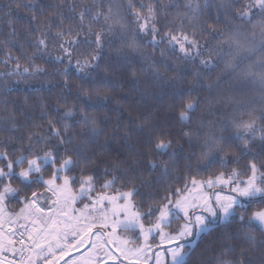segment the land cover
<instances>
[{"label": "snow or ice", "instance_id": "6c2138e0", "mask_svg": "<svg viewBox=\"0 0 264 264\" xmlns=\"http://www.w3.org/2000/svg\"><path fill=\"white\" fill-rule=\"evenodd\" d=\"M173 5L180 7L174 4V0H168V3L164 0H140L138 5L134 0H127L126 6L110 3L106 13H92L87 25L85 20L91 8L84 6V10L78 13V27L71 22L65 25L66 19L74 21L76 16L66 18L63 12L53 13L46 17L43 29L37 28L38 35L31 45L33 51L28 52L23 44L20 45V55H13L11 49L6 51L5 63L12 59L16 61L15 68L7 75L16 73L22 77L29 72H43L44 69L34 63L39 57L53 64H63V68L56 71L64 78V89H69L68 77L73 72L82 81L94 78L102 68L101 61L106 59L105 47H111L113 43L109 37L116 34L115 26L118 25L122 33L129 27L122 15V11L127 10H131L135 26L126 46L133 52L151 46L153 56L159 49L162 61L170 60L171 53L175 54L176 60L192 64L199 60L205 67H215L212 57H221L225 45L229 49L235 47L237 51L245 48L242 39L247 42L246 50L254 51L255 45L246 35V25H251L253 30L259 29L260 42L264 46V0H218L215 3L213 0H185L186 11L175 13L170 10ZM69 7L75 13L76 5ZM212 7L217 10L215 24L203 19ZM221 14L224 29L215 26L220 23ZM170 15L172 20L168 19ZM101 16L106 29L102 27L96 31L92 22L99 21ZM185 20L189 28L185 27ZM256 35V31L251 32L253 39ZM213 40L217 41L215 45ZM50 41L51 47L59 54L54 55L48 50ZM205 53L208 59L203 58ZM22 57L31 62L30 66L23 68V72L19 63ZM143 58L155 68V59L151 56ZM175 62L172 61L173 64ZM259 65L258 72H253L254 66L249 65L246 74L256 76L264 85V58ZM163 67L167 69L168 65L163 64ZM3 75L5 73L0 72V76ZM154 75L159 78L161 74L156 71ZM79 90L87 93L86 89ZM188 91L190 96L191 89ZM177 95L179 110L176 119L182 124H190L191 114L196 111L199 101L187 98L183 93ZM101 98L106 100L108 97L105 94ZM128 115L119 138L127 141L133 134H145L143 146L149 154L155 152L161 157L169 156L168 161L159 164L149 159L147 168L150 172L159 169L157 183L167 180L170 172L175 170L170 168L177 156L173 139L169 133L158 131L157 125L148 118L140 123V117H132L131 113ZM76 116L75 105L66 107L63 112L57 109L56 115L52 116L42 112L41 118L47 119L46 126L34 125L39 130L27 132L26 141L22 138L20 147L9 151L0 143V264H60L61 261L64 264H101L96 249L105 251L107 259L103 264H107V260L115 264L117 257L107 250V246L112 244L129 264H148L152 258L149 256L152 250L149 239L155 240L157 236L159 243L156 246L164 250L155 253V264H192V254L199 239L218 225L233 223H238L237 235L243 232V240L253 247L257 243L264 246V238L257 241L254 234L258 230L264 237V158L250 149L258 131L261 133L259 139L264 141V127L257 128V121L264 120V107L259 114L249 112L247 120L232 118L219 126L208 121L206 132L203 131L206 127L203 119L196 129L182 130L189 142L193 137L204 135L203 147L207 148L201 157L207 161L204 166L209 167L218 159L221 170L199 179L187 171L178 174L161 190L162 195L150 196L152 202L147 204L144 203L145 197L140 195V189L154 185L142 174L127 180V190L116 186L118 183L123 185V178L135 171L134 167H124L123 161H114L104 168L106 178L97 189V176L87 171L88 165L97 163L95 154L86 155L87 141L76 144V134L72 129L74 124L87 128L91 138L105 133L99 127V121L82 107L79 119H75ZM118 132L119 124L109 139H115ZM225 132L229 134L224 135ZM234 141L241 142L239 150L229 153L225 149H232ZM8 143H11V138ZM108 143L109 140H105L100 147L106 149ZM137 155L142 156L139 152ZM241 160H247L242 168L239 167ZM139 164L140 158L131 160V165ZM229 164L237 166L227 170ZM136 197H139V202ZM12 201L19 204L18 211L10 210ZM78 202H82L79 208L75 207ZM5 223L14 225L10 229L11 234L3 231ZM17 227L23 231L19 232L20 239L14 240ZM118 233L135 235L122 238ZM137 240H142V243L131 247ZM17 243L20 244L19 249L15 247ZM88 244L91 248L85 255L67 259L74 248ZM245 251L241 246L239 259H225L217 255L209 264H246L243 259ZM5 252H11L13 256L20 252V256L9 259L4 256ZM26 252L29 254L25 255Z\"/></svg>", "mask_w": 264, "mask_h": 264}, {"label": "trees", "instance_id": "16d2710c", "mask_svg": "<svg viewBox=\"0 0 264 264\" xmlns=\"http://www.w3.org/2000/svg\"><path fill=\"white\" fill-rule=\"evenodd\" d=\"M134 2L138 5L140 0H134ZM110 3L126 6L127 0H63V2L61 0H0V72L5 73L0 76V143L11 151L21 146L22 138L26 141L27 132L39 130L34 125L46 126L47 119L41 118L42 112L52 116L56 115L57 109L63 112L66 107L75 105L77 109L75 119H79V110L82 107L85 112L99 121V127L105 133L98 138H91L87 128L82 129L80 125L74 124L72 129L76 134V144L87 141L86 155L95 154L97 163L88 165L87 171L94 172L97 176V189L99 190L100 184L106 178L104 168L109 167L114 161H123L124 167H134L135 171L129 172L123 178V185L118 183L116 186L127 190L125 186L127 180L142 174L144 179L150 180L154 185L152 188L141 187L140 189V195L145 197L144 203L147 204L152 202L149 199L150 196L162 195L161 190L178 174L187 171L199 179L221 170L218 159L209 167L204 166L207 163L201 159L202 154L207 152V148L203 147L204 135L193 137L189 142L183 136L182 130L196 129L201 119L206 125L203 129L206 132L208 121H213L219 126L221 122L227 123L232 118L247 120L249 112L259 114L264 107V85L256 76L246 73L249 65L254 66L253 72L259 71V61L264 58V46L260 42L259 29L253 30L251 25H246V35L255 45L254 51H247V42L242 39L241 43L245 44V48L237 51L235 47L229 49L225 45L221 57H212L215 67H205L199 60L195 64L176 60L175 54L171 53L170 60L162 61L159 49L153 56L151 46L141 47L138 52H133L126 46L127 38L131 36V30L135 26L131 10H127L122 11V15L129 27L122 33L119 26H115L116 34L109 37L113 43L111 47H105L106 59L101 61L102 68L97 71L94 78L82 81L73 72L68 77L69 89H64V78L56 71V69H62L63 64H53L48 59L39 57L34 63L41 66L44 69L43 72L34 74L29 72L22 77L16 73L7 75L15 68L16 61L12 59L5 63L6 51L11 49L13 55H20L21 44L28 52L33 51L31 45L35 36L38 35L37 28L43 29L46 17L58 12H63L66 18L76 16L74 21L66 19L65 25L71 22L78 27V13L84 10V6L91 8L85 20L87 25L92 13L96 11L106 13ZM164 3H168V0H164ZM174 4L180 7L176 8L173 5L170 9L173 13L186 11L185 0H174ZM70 5H76L75 13L70 10ZM216 14V8L212 7L203 19L215 24ZM168 19L172 20L173 16L170 15ZM92 23L96 31L102 27L106 29L103 16L99 21ZM176 23L178 24L179 21L177 20ZM215 26L225 28L222 14L220 23ZM185 27H190L187 20H185ZM252 31L257 33L254 39L251 36ZM13 32L15 35H12ZM216 43L217 41H212L213 45ZM48 50L54 55L59 54L51 47V41ZM148 56L157 61L155 68L150 67L149 60L143 58ZM203 58L208 59L207 53ZM172 61H176L175 64ZM19 63L21 72L24 67L31 64L23 57ZM163 64L168 65L167 69L163 67ZM105 65L107 67H104ZM156 71L161 74L159 78L154 75ZM209 84L212 85L211 88L208 87ZM80 88L86 89L87 93L80 91ZM189 89H191L190 96ZM178 93L199 101L196 111L191 114L190 124H182L176 119L179 110ZM105 94L108 97L106 100L101 98ZM129 113L132 117H140V123L144 122V118H148L151 123L157 125L158 131L169 133L170 138L173 139V149L177 151V156L171 162L170 168L175 170L170 172L167 180L157 183L159 169L156 172H150L147 168L149 159L156 160L159 164L161 161H168L169 156L161 157L155 152L149 154L143 146L146 142L145 134H133L127 141L119 138L123 133L125 122L129 119ZM117 124L120 125V132L116 134L115 139H109ZM261 127H264V120L257 121V128ZM260 135L258 131L257 139L251 142L250 149L252 153H258L261 158H264V141L259 139ZM9 138H11L10 144ZM105 140H109L108 147L102 149L100 145ZM233 143L232 149H225L229 153L239 150L241 142ZM138 152L142 154L141 157H138ZM137 158H140V164L131 165V160ZM246 163L247 160H241L239 167H244ZM236 166L229 164L227 170ZM76 174H79L78 170ZM136 183L139 185V180ZM136 200L139 202V197H136ZM18 208L19 204L12 201L10 209ZM238 227V223L218 225L211 233L202 236L192 254V264H209L210 261L214 262L217 255H222L225 259H239L241 246L246 249L243 257L246 264H264V246L257 243L253 247L243 240V232L237 235ZM254 234L257 241L264 238L258 230L254 231ZM230 245L232 247H229Z\"/></svg>", "mask_w": 264, "mask_h": 264}, {"label": "rangeland", "instance_id": "374dc122", "mask_svg": "<svg viewBox=\"0 0 264 264\" xmlns=\"http://www.w3.org/2000/svg\"><path fill=\"white\" fill-rule=\"evenodd\" d=\"M227 194V193H225ZM53 199H55L53 197ZM82 206V202H78L75 207L79 208ZM11 211H18L19 208L17 210H13L10 209ZM20 223H23V221H21ZM147 223V222H146ZM11 226V228L14 225H10L9 223H5L3 226V231H6V227L7 226ZM119 235H121V237L123 238L125 235H135V234H125V233H118ZM71 239V237H70ZM142 243V240H137L135 241L134 244L130 245L131 247H135L136 244ZM149 243L152 245V250L149 252V256H151L152 258L148 260V264H155V253L157 252H162L164 249L162 247H157L156 245L159 243V237L157 236L155 240H152L151 238L149 239ZM91 248V245L88 244L86 246H81L79 248H74L72 250V255L67 257V259L71 260V259H75L77 257H81L83 255H85L89 249ZM107 250L111 251L113 253L114 256L117 257V259L115 260V264H129V261L127 259H125L119 252L118 248L116 247L115 244L112 245H108L107 246ZM96 253H97V258L101 261V264H103V261L107 259V257L105 256V251L102 249H96ZM42 264V263H40ZM60 264H64L63 261L60 262ZM107 264H113L112 260H107Z\"/></svg>", "mask_w": 264, "mask_h": 264}, {"label": "built area", "instance_id": "2783aa9c", "mask_svg": "<svg viewBox=\"0 0 264 264\" xmlns=\"http://www.w3.org/2000/svg\"><path fill=\"white\" fill-rule=\"evenodd\" d=\"M20 231H23V229H19V228L17 227V235L13 237L14 240H19V239H20V237H19V232H20ZM25 239H26V238H25ZM15 247H16L17 249H19V248H20V244L17 243V244L15 245ZM28 254H29V253H27V252L25 253V255H28ZM4 256L7 257V258H9V259H18L19 256H20V252H17V253L15 254V256H13V254H12L11 252H5V253H4Z\"/></svg>", "mask_w": 264, "mask_h": 264}, {"label": "crops", "instance_id": "0c3cea01", "mask_svg": "<svg viewBox=\"0 0 264 264\" xmlns=\"http://www.w3.org/2000/svg\"><path fill=\"white\" fill-rule=\"evenodd\" d=\"M13 227H14V226H13ZM10 229H11V226L8 225V226L6 227V231H7L9 234H11V233H10ZM40 263H42V262H40Z\"/></svg>", "mask_w": 264, "mask_h": 264}]
</instances>
